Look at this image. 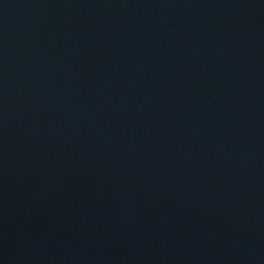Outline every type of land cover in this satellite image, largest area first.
Wrapping results in <instances>:
<instances>
[{"label":"water","instance_id":"obj_1","mask_svg":"<svg viewBox=\"0 0 264 264\" xmlns=\"http://www.w3.org/2000/svg\"><path fill=\"white\" fill-rule=\"evenodd\" d=\"M0 264H264V0H0Z\"/></svg>","mask_w":264,"mask_h":264}]
</instances>
